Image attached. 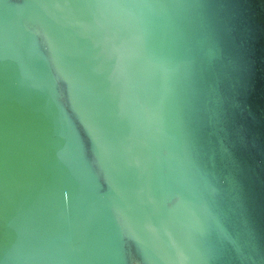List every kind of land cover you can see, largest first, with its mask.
Segmentation results:
<instances>
[{
    "label": "water",
    "instance_id": "95a60500",
    "mask_svg": "<svg viewBox=\"0 0 264 264\" xmlns=\"http://www.w3.org/2000/svg\"><path fill=\"white\" fill-rule=\"evenodd\" d=\"M0 264H264V0H0Z\"/></svg>",
    "mask_w": 264,
    "mask_h": 264
}]
</instances>
